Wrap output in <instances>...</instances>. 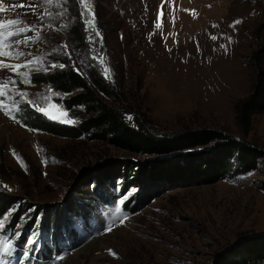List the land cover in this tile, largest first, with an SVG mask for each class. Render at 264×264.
<instances>
[{
  "label": "rangeland",
  "instance_id": "1",
  "mask_svg": "<svg viewBox=\"0 0 264 264\" xmlns=\"http://www.w3.org/2000/svg\"><path fill=\"white\" fill-rule=\"evenodd\" d=\"M74 1L0 0V22L22 21L0 28V194L61 207L79 195L74 182L89 165L116 158L173 160L186 153L141 154L108 139L77 136L86 116L73 118L63 106L69 95L43 82L65 67L61 61L99 66L122 95L118 101L130 112L125 118L131 125L137 117L159 133H207L193 154L210 153L220 142L215 132L264 150V112L244 136L234 110L252 88L255 35L264 42V0ZM75 23L84 55L68 44ZM20 28L26 31L8 35ZM81 183V190L89 189ZM182 185H163L135 213L97 210L90 230L75 220L78 245L46 264H213L240 240L264 236L262 162L246 174ZM137 190L129 187L115 205ZM40 239L37 234L29 245ZM18 254L0 231V264L18 263Z\"/></svg>",
  "mask_w": 264,
  "mask_h": 264
},
{
  "label": "trees",
  "instance_id": "2",
  "mask_svg": "<svg viewBox=\"0 0 264 264\" xmlns=\"http://www.w3.org/2000/svg\"><path fill=\"white\" fill-rule=\"evenodd\" d=\"M67 34L71 49L84 55L85 40L79 25L71 26ZM255 41L259 50L251 55L255 69L252 88L248 95L234 105L236 126L244 136L250 132L254 117L264 112V65L261 63L264 42L256 35ZM61 62L65 67L44 76L43 82L59 93L69 95L63 99V106L73 118L79 114L81 117L86 116L80 124L79 132L76 131L77 136L85 133L89 138L108 139L117 146L141 154L160 155L178 150L186 153L173 160L139 163L116 158L104 164L89 165L84 170L85 177L75 179L74 192L79 195H71L61 207L30 205L19 202L16 196L0 194V231L10 240L15 253L23 256L15 264H46L76 248L80 233L74 229L72 222L80 220L84 226L82 231L90 230V223L97 210H107L109 214L113 209L122 215L135 213L163 185L212 183L249 173L256 170L260 162L264 164L263 149L231 134L215 132L213 138L220 142L214 149L210 153L193 154L192 148L206 144L201 137L207 133H159L137 117H134L135 125H131L125 118V114L130 112L119 103L123 102L122 95L101 74L99 66L87 68L76 63ZM104 98H113L120 107L108 104ZM82 181L88 184V190L80 189ZM129 187L138 190L115 205L116 197L124 196ZM12 210V215L8 217ZM37 234L41 237L40 243L34 241L29 245ZM24 254L29 257L24 258ZM213 264H264V236H250L240 240L219 252Z\"/></svg>",
  "mask_w": 264,
  "mask_h": 264
},
{
  "label": "snow or ice",
  "instance_id": "3",
  "mask_svg": "<svg viewBox=\"0 0 264 264\" xmlns=\"http://www.w3.org/2000/svg\"><path fill=\"white\" fill-rule=\"evenodd\" d=\"M51 2V0H49V3ZM0 11H3V9L2 8H0ZM94 21H90L89 23H93ZM22 23V21H19V20H15V21H12V20H10V21H7L6 23H2V22H0V28H5V27H8V26H11V25H18V24H21ZM237 23H239V21H237ZM24 31H26V29H24V28H20L17 32H15V33H8V35L10 36V35H19L21 32H24ZM3 35V33H0V36H2ZM97 35H99V33H97ZM3 44V41L2 40H0V45H2ZM0 55H5V53H3V52H0ZM17 55H22V53H18ZM14 68H16V69H18L20 66L19 65H17V66H13ZM52 67H56V65H52ZM60 67H63V65H60ZM107 71V70H106ZM7 83V81H5V84ZM0 95H2V93H0ZM47 114V113H46ZM0 224H2V221H0ZM109 228H110V226H109ZM4 251L5 252H7L8 251V246H6L5 247V249H4Z\"/></svg>",
  "mask_w": 264,
  "mask_h": 264
}]
</instances>
